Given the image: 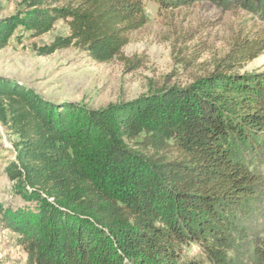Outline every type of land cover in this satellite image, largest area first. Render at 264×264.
<instances>
[{
	"label": "trees",
	"instance_id": "1",
	"mask_svg": "<svg viewBox=\"0 0 264 264\" xmlns=\"http://www.w3.org/2000/svg\"><path fill=\"white\" fill-rule=\"evenodd\" d=\"M210 1L264 10V0ZM59 19L70 34L48 52L76 45L101 63L148 21L144 0H31L0 19V49L16 28L38 35ZM263 52L261 29L187 85L99 109L1 76L0 121L17 137L6 172L32 204L2 210L1 222L26 264H264V227L246 224L260 178L242 153L264 146V72L238 71ZM192 245L202 258L185 254Z\"/></svg>",
	"mask_w": 264,
	"mask_h": 264
},
{
	"label": "rangeland",
	"instance_id": "2",
	"mask_svg": "<svg viewBox=\"0 0 264 264\" xmlns=\"http://www.w3.org/2000/svg\"><path fill=\"white\" fill-rule=\"evenodd\" d=\"M30 1L0 0V19L25 10ZM144 3L148 21L131 33L121 57L101 63L76 45L48 52L58 38L70 34L67 22L59 19L38 35L16 28L8 45L0 49V77L34 90L47 101H71L99 109L165 85H187L212 71L236 40L264 30V10L246 9L233 1L227 6L210 0L180 6L176 0ZM238 71L264 72V52ZM9 127L0 121V264H26L28 255L18 243V235L1 222L2 210L32 205L17 192L16 181L6 172L16 155L13 142L17 137ZM242 153L260 178L246 224L264 227V146L255 154L247 149ZM184 252L203 257L197 245Z\"/></svg>",
	"mask_w": 264,
	"mask_h": 264
}]
</instances>
